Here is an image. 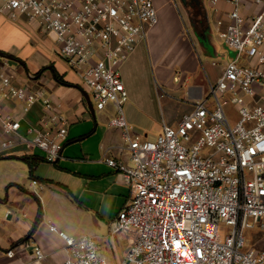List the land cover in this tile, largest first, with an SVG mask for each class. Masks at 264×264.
<instances>
[{"label":"built area","instance_id":"built-area-1","mask_svg":"<svg viewBox=\"0 0 264 264\" xmlns=\"http://www.w3.org/2000/svg\"><path fill=\"white\" fill-rule=\"evenodd\" d=\"M226 1L233 7L219 35L235 56L210 84L208 97L151 139L131 133L120 69L158 23L153 0H0V15L24 16L56 43L97 109L116 105L110 123L124 130L125 141L102 161L133 193L109 232L132 236L121 264H264V249L246 242L247 230H264V0H249L252 6ZM11 61L0 56V158L22 142L55 162L69 133L66 113L41 86L19 84ZM11 100L21 101L23 112L43 106L39 126L29 128L33 138L21 135L20 119L4 112ZM230 104L237 109L235 123L225 110ZM34 186L42 185L32 180ZM221 223L229 227L222 240ZM59 234L64 264H108L97 237ZM34 253L37 262L45 257L40 246Z\"/></svg>","mask_w":264,"mask_h":264},{"label":"crops","instance_id":"crops-1","mask_svg":"<svg viewBox=\"0 0 264 264\" xmlns=\"http://www.w3.org/2000/svg\"><path fill=\"white\" fill-rule=\"evenodd\" d=\"M153 2L158 23L149 28L146 39L139 42L120 69L128 91L124 113L131 133L151 139L161 132L164 123L177 125L195 102L208 97L210 84L217 81L226 63L235 56L229 52L228 55L230 48L219 35V30L230 21L228 14L233 7L226 0L216 4L200 0L199 11L191 9L192 26L188 19L181 18L173 0ZM246 3L252 6L249 0ZM11 21L0 15V50L22 59V63L13 60L17 63V72L35 86H41L62 105L69 120V133L61 157L53 162L58 172L45 167V162L49 161L43 150L29 149L26 143L19 142L2 152L0 264H64L67 254L60 231L73 237H97L100 253L108 264H121L132 236H110L109 232L133 193L121 174L102 161L105 156H116L125 141L124 130L110 123L117 113L116 105L109 103L99 111L94 108L93 113L76 71L69 68L68 73L44 52L48 49H39L38 53L27 50L24 54L16 51L15 33L23 41L28 35L18 32ZM194 27L203 28L202 32ZM60 57L66 61L62 55ZM51 61L64 78L76 86L60 84L51 69L36 76ZM3 108L4 112L20 119L21 135L34 137L29 128L39 126L44 115L40 103L33 104L26 112L19 100H11ZM25 156L35 162L34 169L24 160ZM32 180L44 182V187L31 188ZM50 224L55 225L57 231L52 230ZM35 246H40L45 253L38 262ZM10 249L15 251L12 257L8 255Z\"/></svg>","mask_w":264,"mask_h":264},{"label":"rangeland","instance_id":"rangeland-1","mask_svg":"<svg viewBox=\"0 0 264 264\" xmlns=\"http://www.w3.org/2000/svg\"><path fill=\"white\" fill-rule=\"evenodd\" d=\"M205 2H208V0H205ZM173 4L175 5L177 12L179 13V15L181 16L182 19L186 18L188 19L187 21H189V24H191L192 26V18L194 16H192L193 13L191 8L186 6L184 7V4L181 2V0H173ZM9 20H11L9 17H7ZM15 27L16 30L20 33L25 32L28 35V39L26 41H23V38L21 39V37H19V34L15 33V38L14 42H13V46L16 49V51H18L20 54H24L25 51L29 50L30 52L33 51L35 53H38L39 49H48V51H44L47 55H49L52 59L57 61V64H59L60 66L64 67L65 70L68 71V73L70 72L68 69L70 68V65L68 64L67 61L63 60L60 57V53L57 50V45L54 41L51 40V38L49 36H47L46 34H44L42 32V30L40 29V26H38V24L36 23H32L30 21H28L24 16H20L18 19L12 20L11 21ZM195 30L197 29V32H202L201 27H194ZM12 38V37H11ZM211 48V47H210ZM226 48V47H225ZM227 49V48H226ZM231 51V52H230ZM230 53L231 56L235 55V52L233 50H228L227 49V53ZM18 53V54H19ZM228 53V55H229ZM16 57V56H14ZM18 59H20L19 57H16ZM22 60V59H21ZM12 67L14 69L17 70V63L12 62ZM49 66H54L56 69V64L55 62H49V64L47 65V67ZM46 67V66H44ZM43 67V68H44ZM48 70V69H47ZM17 76L20 77L21 83L24 86H35L31 80L23 78L21 76V72H17ZM23 78V79H22ZM94 108L96 109V111L98 110L95 106ZM226 113L230 118L231 123H235L238 119V114H237V109L236 107H234L233 105H227L225 107ZM99 111V110H98ZM45 167H50L52 169H54L55 172H58L57 167H55L53 162H45ZM53 176L55 177V173H53ZM40 185H42V188L44 187V182L40 181ZM42 188H40L39 186V190H41ZM228 226H226L225 224L221 223L220 227H219V236L220 239H224L225 234L228 231ZM246 242H247V246H252L255 247L257 249H264V230H260L259 225H256L255 228L253 229H249L246 231Z\"/></svg>","mask_w":264,"mask_h":264},{"label":"trees","instance_id":"trees-1","mask_svg":"<svg viewBox=\"0 0 264 264\" xmlns=\"http://www.w3.org/2000/svg\"><path fill=\"white\" fill-rule=\"evenodd\" d=\"M47 69H51V71H52V73H53V76H54V78L60 83V84H62V85H66V86H76L75 84H73V83H71V82H69V81H67L65 78H64V76L54 67V66H49V67H44V68H42L38 73H37V75L36 76H40L45 70H47ZM78 87H80L79 85H77ZM24 160L26 161V162H28L29 163V165H30V167H31V169H34L35 168V162L30 158V157H28V156H25L24 157ZM40 215H41V212H39V217H40Z\"/></svg>","mask_w":264,"mask_h":264},{"label":"water","instance_id":"water-1","mask_svg":"<svg viewBox=\"0 0 264 264\" xmlns=\"http://www.w3.org/2000/svg\"><path fill=\"white\" fill-rule=\"evenodd\" d=\"M182 1H183L184 4H186V2H187V0H182ZM0 56L5 57V58H8V59H11V60H15V61H17L19 63H22V61L20 59H17L13 55H11L9 53H6L4 51H1V50H0ZM83 93L85 95V98L87 100V104H88L89 108L94 113V105H93V102L91 100V97H90L89 93H87L86 91H84Z\"/></svg>","mask_w":264,"mask_h":264},{"label":"flooded vegetation","instance_id":"flooded-vegetation-1","mask_svg":"<svg viewBox=\"0 0 264 264\" xmlns=\"http://www.w3.org/2000/svg\"><path fill=\"white\" fill-rule=\"evenodd\" d=\"M186 5L194 9V12L199 11V6L201 5L200 0H187Z\"/></svg>","mask_w":264,"mask_h":264}]
</instances>
